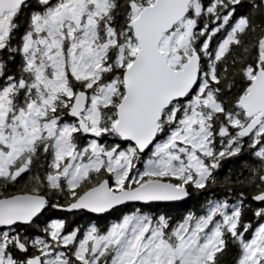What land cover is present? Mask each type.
<instances>
[{
	"label": "flooded vegetation",
	"instance_id": "flooded-vegetation-1",
	"mask_svg": "<svg viewBox=\"0 0 264 264\" xmlns=\"http://www.w3.org/2000/svg\"><path fill=\"white\" fill-rule=\"evenodd\" d=\"M51 1H38L42 5L40 11L29 15L27 28L21 30L18 36L11 28L16 12L6 13L0 19V47L4 45L0 49V200L18 195L33 196L37 198L35 207L39 211L28 224L18 223L0 230V264H30L34 258H39L40 264H56V256L60 258L59 264H112L111 258L98 260L108 248L92 251L94 240L106 237L109 227L121 223L128 215L145 216L152 228L158 231L163 243L169 244L165 240V227L170 220H165L159 209L181 206L190 199L192 193L197 194L198 204L192 206L191 211V207H183L186 209L183 216L185 219L174 230L173 236L177 244L184 237L192 239L194 235L198 243H202L206 219L203 189L211 177L210 166H214V172L221 171L227 167L225 159H217L208 165L204 153L197 151V162L208 168L204 175H198L197 182L194 176L191 178L188 174L183 159L175 163L181 169L179 176L173 171L157 176L149 174L143 176L139 184L128 186L127 181L119 184L118 176L123 175V171L119 164L118 170L115 169L114 157L93 156V149L103 151L106 145L111 146L108 152H123L125 146L135 150L131 144L123 143L113 129L117 121V107L124 97L123 72L139 49L128 24L138 17V11L152 5L155 0H99L104 3V8L95 7L93 0H86L83 8L78 9L81 21L78 29L69 14L72 8L70 0H53L56 14L53 10L47 12V5ZM245 6L247 23L254 16L260 20L256 31L261 39L264 35V0H246ZM235 7L231 12L233 19H237L235 15L239 9ZM62 8L65 11L63 14L60 13ZM4 22L8 28L2 34L1 26ZM99 24L103 26L102 33L97 27ZM236 27L242 28V23L236 22L232 33H235ZM168 35L171 33L165 34L162 40ZM94 44L104 46L105 51L101 54L100 71L93 76L86 67L87 59L94 57L89 51ZM259 44L261 49L258 61L247 66V84L241 95L252 84L258 69L264 70V62L260 61L264 44ZM129 50L136 51L121 73L119 87L114 88L113 73L107 72V76H101V70L105 67L109 70L119 64V58ZM181 64L178 67L171 65L179 69ZM110 85L112 87L108 92L112 91V96L98 98L94 107L93 95ZM193 97L187 96L173 102L163 111L156 141L146 153L140 155L135 150L137 156L123 158L129 160L127 178L145 171L146 162L156 164L160 158L157 150L172 133L174 117L178 112L191 113L188 103ZM240 113L243 118L237 120L238 130L260 115L257 113L245 118L241 109ZM101 115L103 120L100 119ZM106 128L110 134L105 131ZM263 134L264 115L259 117V124L249 137L241 138L237 135L240 142L252 138V145L257 146L261 156L248 160H255L260 181L264 180V149L262 145L259 146ZM181 143L172 153L180 152L181 149L186 152L189 150L188 146L184 147L185 144ZM148 181L172 183L186 189L188 196L182 202L171 204L123 205L103 215H94L86 208L67 210L86 192L103 182L107 183L110 191L118 194ZM261 194H264V190L251 197L257 205L264 204V201H255V197ZM242 205V198L215 199L208 207L209 212L215 210L218 213L219 209L216 208L223 206L221 216L227 221L224 224L221 216H214L209 227L216 225L219 231L230 227L234 232L241 224ZM255 212L257 228L264 224V206L256 208ZM246 226L247 223L242 228ZM168 254L171 255L172 251ZM175 263L176 260L171 264Z\"/></svg>",
	"mask_w": 264,
	"mask_h": 264
},
{
	"label": "trees",
	"instance_id": "trees-1",
	"mask_svg": "<svg viewBox=\"0 0 264 264\" xmlns=\"http://www.w3.org/2000/svg\"><path fill=\"white\" fill-rule=\"evenodd\" d=\"M38 1L28 0L16 11L17 15L15 20L11 21V28L16 31L17 36L21 30L27 28L29 15L40 11V6L42 5ZM54 1L52 0L47 5V12L54 10V7H56L52 3ZM245 2L246 0H201L198 13L195 14L190 6L188 15L172 30L174 31L186 20L194 19L195 27L190 33L188 44L183 51L179 50L182 56L179 63H183L193 52H197L200 55V82L189 96L190 98L192 96L204 97L206 101L214 102L220 107L219 111L210 115L205 123L207 134L212 137L210 139L209 153L206 156L204 155V160L206 164L210 165L217 159H225L227 167L223 170L221 169V171L217 172L216 170L214 172V166H210L211 177L203 189L206 218L209 215L208 207L215 199L222 197L243 199L240 213L241 224L236 227L234 232L221 228L220 244L207 258L205 264H238L243 255L242 244L251 237L257 226L255 210L264 206V204L257 205L252 201L251 197L253 195L264 190V180L260 181L259 179V173L256 172V164L254 163L255 160H248L256 159L261 154L257 152V146L252 145V138L240 142L236 134L238 127L234 125V121L243 118L237 106V101L247 84L246 68L258 61V53L261 49L259 44L261 40L260 34L256 31L260 20L254 16L247 23ZM234 7L239 8L235 15L237 19L235 17L234 19L233 17L231 18V12ZM238 21L242 23V28L236 27L235 33H232V28ZM97 27L102 33V24ZM100 40L101 42L103 41L102 38ZM176 47L178 48V44H176ZM107 72V68H103L101 76L106 75ZM190 114L189 112H178L172 124L173 130L178 127H191L193 122ZM237 115L239 118H237ZM102 117L103 115L100 116L101 120H103ZM106 127L108 128L109 125ZM223 127L228 130L230 138L222 139L218 136L219 130ZM106 132L110 134L108 131ZM233 138L237 140H233ZM260 140L259 146L262 145L264 149V134L261 135ZM177 141L181 143L179 140ZM110 148L111 146L106 145L103 151L110 150ZM125 150H128L131 156L138 155L129 146H125ZM229 163H231L230 166ZM197 204V194L192 193L190 199L181 204V206L165 210L159 209V212H162L165 216L164 219L170 220V223L168 224L167 222L165 227L167 233H165L167 235L165 240L173 248L177 244V240L173 236L174 230L185 219L183 216L186 209L183 207L185 205L189 208L191 207V211L192 206H197ZM159 212L157 211V214ZM246 223L247 226L242 228ZM111 253V248H108L107 252L101 253L98 260L110 259Z\"/></svg>",
	"mask_w": 264,
	"mask_h": 264
},
{
	"label": "water",
	"instance_id": "water-1",
	"mask_svg": "<svg viewBox=\"0 0 264 264\" xmlns=\"http://www.w3.org/2000/svg\"><path fill=\"white\" fill-rule=\"evenodd\" d=\"M28 0H0V19L6 13H15ZM193 0H155L138 11V17L128 26L139 49L131 64L123 72L124 97L116 110L115 134L123 143L131 144L139 154L146 153L156 141L162 113L176 101L191 95L200 79V55L193 52L179 69L168 62L169 55L160 50L165 34L171 33L188 15ZM69 11L74 26L80 27L78 9L83 8L86 0H70ZM65 11L62 8L60 13ZM264 44V35L260 40ZM4 45L0 47L3 48ZM264 62V53L260 54ZM245 118L260 115L237 131L241 138L249 137L264 115V70L260 68L252 84L237 101ZM97 136L96 134H92ZM186 189L172 183L148 181L132 190H123L118 194L110 191L106 182L86 192L77 203L67 208H86L94 215H103L111 209L129 204H171L187 198ZM37 198L18 195L0 200V230L18 223L28 224L39 212L35 207ZM255 201H264V194L255 197ZM165 247L161 248V253ZM30 264H40L34 258Z\"/></svg>",
	"mask_w": 264,
	"mask_h": 264
},
{
	"label": "rangeland",
	"instance_id": "rangeland-1",
	"mask_svg": "<svg viewBox=\"0 0 264 264\" xmlns=\"http://www.w3.org/2000/svg\"><path fill=\"white\" fill-rule=\"evenodd\" d=\"M92 2L95 7H105V5H102L104 3L99 0H93ZM200 5L201 0H195L191 3L190 6L193 8L195 14L198 13ZM53 12L56 14V8ZM239 24L240 23L237 24L238 27L240 26ZM194 27V19L186 20L182 25L175 28L171 35L166 36L161 41L160 50L170 54L169 62L173 66H179V60L182 58L179 50L183 51L185 49V46L188 44L190 33ZM6 28H8V24L4 22L1 26L2 34ZM176 44H178V48ZM98 45L94 44L96 48L93 47L89 49V51L94 54L93 59H87L86 69L88 73L93 74V76L96 75V72L100 71V58L101 54L105 51L104 46ZM135 51H126L128 53H125L119 58L121 59L119 64L110 67L109 70L107 69L108 73L112 72L114 75V88L119 87L122 70L127 63H129ZM79 67L80 65L78 63V68ZM111 87L110 85L105 89H101L102 91L98 92L96 95H93L94 107L98 98H109L110 95L112 96V91L108 92V89H111ZM188 108L191 110L190 117L193 122L192 126L185 128L178 127L172 130L168 139L160 144L159 148L157 147V156H160L159 160L156 161V164L150 161V163L146 162L145 171L130 175L127 178L126 170L129 165V160H123V158L131 156L128 150H124L123 152H104L93 149V156L115 158V169L118 170L117 164H119L121 167L120 170L123 171V175L120 174L118 176L120 185L125 181H127L128 186L137 185L145 175L149 176L150 174L157 176L167 171H173L175 175L179 176L181 169L177 167L175 163H180L183 159L185 160L188 174L191 178L194 176L193 178L195 182H197L198 175H204L205 172L208 171V168L197 162L196 153L197 151H202L205 156L209 153L210 139L212 136L207 134L205 123L208 121L210 115L219 110V106L214 102L206 101L204 97L194 96L193 100L188 103ZM237 118H239L238 115ZM238 123L239 121H234L235 126H237ZM218 136L222 139L230 138L229 132L225 127L219 130ZM177 140L183 142L185 144L184 147L188 146L189 150L186 152L185 149H181L180 152H175L176 154L172 153L175 148H179L178 144H176ZM216 209H219L218 213L215 210L210 211L208 218L205 219L204 238L203 242L200 244L194 235L192 239L190 237H184L182 240H179L178 244L175 246L176 248H173L171 245L163 243L158 235V231L152 228V225L147 221L145 216L128 215L125 216L121 223L112 224L111 227H109L106 237L96 238L92 251L98 252L101 248H111L112 264H171L175 260L178 264H203L211 255L212 251L220 244V231L218 227L216 225H210L209 227L208 225L209 222L214 220V218L211 217L216 216V218H218L221 216V211L224 207L219 206V208ZM221 219L225 224L227 219L222 216ZM227 230L231 231V228L229 227ZM193 242H195L196 245H194ZM162 246H165V252L163 254H161ZM242 246L243 255L238 264H264V224L258 226L251 234V237L243 243ZM169 251H172V257L168 254ZM59 259L56 256V264H59Z\"/></svg>",
	"mask_w": 264,
	"mask_h": 264
}]
</instances>
